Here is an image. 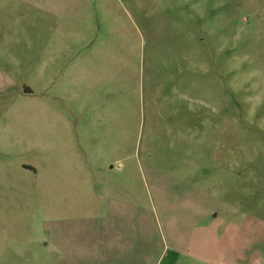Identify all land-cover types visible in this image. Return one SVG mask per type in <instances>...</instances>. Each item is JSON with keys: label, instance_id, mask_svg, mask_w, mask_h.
I'll return each instance as SVG.
<instances>
[{"label": "rangeland", "instance_id": "374dc122", "mask_svg": "<svg viewBox=\"0 0 264 264\" xmlns=\"http://www.w3.org/2000/svg\"><path fill=\"white\" fill-rule=\"evenodd\" d=\"M44 2L0 0V264H264V0Z\"/></svg>", "mask_w": 264, "mask_h": 264}, {"label": "crops", "instance_id": "0c3cea01", "mask_svg": "<svg viewBox=\"0 0 264 264\" xmlns=\"http://www.w3.org/2000/svg\"><path fill=\"white\" fill-rule=\"evenodd\" d=\"M5 1V0H3ZM9 1V0H8ZM40 1H45L43 5H46V6H51L50 9H52L50 12L54 13L53 11V7L55 6L54 2H52V0H40ZM46 10V9H45Z\"/></svg>", "mask_w": 264, "mask_h": 264}]
</instances>
